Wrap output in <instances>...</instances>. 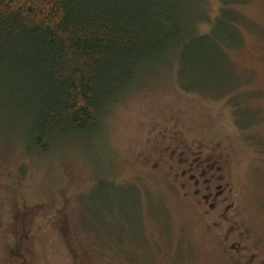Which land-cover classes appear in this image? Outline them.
Wrapping results in <instances>:
<instances>
[{"label": "rangeland", "instance_id": "obj_1", "mask_svg": "<svg viewBox=\"0 0 264 264\" xmlns=\"http://www.w3.org/2000/svg\"><path fill=\"white\" fill-rule=\"evenodd\" d=\"M185 3L212 43L137 76L99 134L30 156L26 132L0 125V154L26 156L0 175V264H240L157 161L176 140L221 142L239 226L264 255V0Z\"/></svg>", "mask_w": 264, "mask_h": 264}, {"label": "trees", "instance_id": "obj_2", "mask_svg": "<svg viewBox=\"0 0 264 264\" xmlns=\"http://www.w3.org/2000/svg\"><path fill=\"white\" fill-rule=\"evenodd\" d=\"M185 2L0 0V125L26 132L30 156L99 134L109 109L140 88L137 76H161L176 54L212 43ZM224 17L218 21L231 27ZM17 146L0 154V175L19 151L26 158Z\"/></svg>", "mask_w": 264, "mask_h": 264}, {"label": "flooded vegetation", "instance_id": "obj_3", "mask_svg": "<svg viewBox=\"0 0 264 264\" xmlns=\"http://www.w3.org/2000/svg\"><path fill=\"white\" fill-rule=\"evenodd\" d=\"M220 144L206 140L196 144L176 140V143L171 142L169 156L158 154L156 158L167 166V176L181 197L191 202L208 220V225L219 231L224 245L240 264H264V255L254 251V245L241 231L236 218L231 167L219 153Z\"/></svg>", "mask_w": 264, "mask_h": 264}]
</instances>
